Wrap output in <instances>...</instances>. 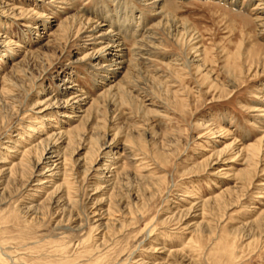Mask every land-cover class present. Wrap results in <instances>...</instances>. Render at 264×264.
Here are the masks:
<instances>
[{"label":"rangeland","instance_id":"obj_1","mask_svg":"<svg viewBox=\"0 0 264 264\" xmlns=\"http://www.w3.org/2000/svg\"><path fill=\"white\" fill-rule=\"evenodd\" d=\"M0 7V264H264V0Z\"/></svg>","mask_w":264,"mask_h":264},{"label":"bare ground","instance_id":"obj_2","mask_svg":"<svg viewBox=\"0 0 264 264\" xmlns=\"http://www.w3.org/2000/svg\"><path fill=\"white\" fill-rule=\"evenodd\" d=\"M146 1H148L149 2V0H146ZM154 3H157V1L156 2H154ZM1 8V10L2 11H0V14L2 13V12H4L5 11V8H3L2 9V7H0ZM162 11H160V13H161ZM162 14V13H161ZM165 16V15H164ZM169 16V15H168ZM77 17V16H76ZM166 17V16H165ZM69 20H71V21H73V20H77L78 21V18H76L75 19V16H72V18H68ZM168 20H170V19H168ZM74 22H76V21H74ZM80 24H85L86 22H85V20H83L82 18H80L79 19V21H78ZM166 22V21H165ZM171 22H173V24H175V25H173ZM174 22H176V20H174V19H171L169 22H167L166 23V25L164 26V27H166V26H168V27H174V29H175V31L177 32V33H179L180 31L182 32H180L181 34L180 35H184V36H188L189 34L191 35L192 33H193V30H191V28H189L188 26H186V24H182V25H180V26H178V23L176 22V23H174ZM77 23V22H76ZM86 24H90L89 25V28L91 29L89 32H88V34H90V35H88V36H90V37H94V38H91V39H95V40H100L101 42H99L100 43V45H102L101 43L103 42L106 46H101V50H100V52L99 53H97V54H100V53H102L103 55L105 54V55H107V56H111L112 58H114L115 59V61H117V60H120L119 61V63L118 64H121V58H122V56H121V50L119 49L120 47H119V45H118V43H117V41H113L112 39H114L116 36H113V35H111L110 33H104L103 31V33L100 35L99 34V36H96L95 37V35L96 34H98V32L99 31H101V30H103V28H102V26L100 25H95V24H92V23H90L89 21H87V23ZM159 24H161V23H159ZM161 26H163L162 24H161ZM64 27V25L63 24H61L60 25V27L59 28H63ZM168 29V28H167ZM88 30V29H87ZM116 35V34H115ZM89 41V40H88ZM91 41V40H90ZM93 41V40H92ZM111 42H113V45H111ZM196 42H198V41H196ZM94 43V42H93ZM120 43V42H119ZM10 44L5 40V39H2V37H0V50L1 49H10ZM122 47V46H121ZM197 48V47H196ZM143 49V48H142ZM123 50V49H122ZM11 52V51H10ZM123 52V51H122ZM6 56V55H5ZM4 56V57H5ZM197 56V55H196ZM124 57V56H123ZM123 59V58H122ZM111 61V60H110ZM193 61V60H192ZM113 63V62H112ZM115 64V63H114ZM126 65V64H125ZM117 66V65H116ZM115 66V67H116ZM110 67V66H109ZM121 67V66H120ZM114 68V67H113ZM109 70V69H108ZM112 71V70H111ZM115 71V70H114ZM114 75H115V73H114ZM118 75V74H117ZM73 88V87H72ZM112 88V87H111ZM70 89V88H69ZM113 89V88H112ZM68 90V89H67ZM111 90V89H110ZM74 100L75 99H77L76 97L75 98H73ZM73 99H70V100H67V102H66V105L67 104H69V103H71L72 104V102L71 101H73ZM48 103L49 102H46L45 103V105H47L46 107H45V110L46 109H49V106H50V104L48 105ZM75 103H79V100H77L76 102H74L73 103V105L75 104ZM70 104V105H71ZM72 105V106H73ZM68 107V106H67ZM44 110V111H45ZM31 131V130H30ZM61 133V132H60ZM44 135H46V134H44ZM57 136V135H56ZM61 136V135H60ZM59 136V137H60ZM42 138V137H41ZM62 139V138H61ZM262 140H264V139H262ZM63 141V140H62ZM57 142H60V141H58V139L56 138V137H52V136H47V138H45V139H43L42 141H41V143H40V145H38V146H35L34 148H32V149H30L24 156H23V158H22V160H21V162H19V164H17V165H20V166H23V164H24V162H33V163H35L37 166H43L42 168H44V171L43 172H51V174H50V176L51 177H57L58 176V169H60L61 167H59L60 165H62V162L63 161H61L63 158H64V156H63V154H60L59 152H58V150H59V148H58V145H57ZM262 143H263V141H261ZM232 146V145H231ZM257 146V145H256ZM255 146V147H256ZM254 148V147H253ZM249 149V148H248ZM249 150H251V149H249ZM222 152V151H221ZM241 152V151H240ZM218 153V152H217ZM216 153V154H217ZM219 155V154H218ZM25 157L27 158V160H25ZM64 160V159H63ZM66 160V159H65ZM219 161V160H218ZM212 162H214V161H212ZM217 163H213V166L214 165H216ZM33 166V165H32ZM62 176V175H61ZM49 177V176H48ZM59 177V176H58ZM40 181V180H39ZM43 184V183H42ZM41 185V184H40ZM113 185V184H112ZM42 186V185H41ZM264 197V196H263ZM198 198V197H197ZM202 203V202H201ZM203 212V211H202Z\"/></svg>","mask_w":264,"mask_h":264}]
</instances>
